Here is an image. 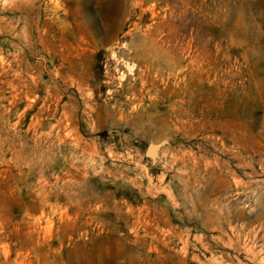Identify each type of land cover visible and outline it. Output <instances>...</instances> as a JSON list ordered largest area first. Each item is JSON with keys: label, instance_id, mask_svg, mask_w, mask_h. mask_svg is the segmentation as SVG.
Returning <instances> with one entry per match:
<instances>
[{"label": "rangeland", "instance_id": "rangeland-1", "mask_svg": "<svg viewBox=\"0 0 264 264\" xmlns=\"http://www.w3.org/2000/svg\"><path fill=\"white\" fill-rule=\"evenodd\" d=\"M0 264H264V0H0Z\"/></svg>", "mask_w": 264, "mask_h": 264}]
</instances>
